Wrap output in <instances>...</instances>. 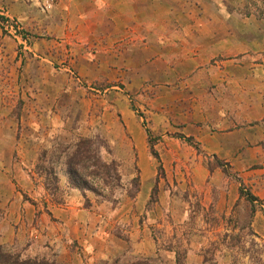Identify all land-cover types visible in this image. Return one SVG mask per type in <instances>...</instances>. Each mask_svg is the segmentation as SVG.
<instances>
[{
    "label": "rangeland",
    "instance_id": "1",
    "mask_svg": "<svg viewBox=\"0 0 264 264\" xmlns=\"http://www.w3.org/2000/svg\"><path fill=\"white\" fill-rule=\"evenodd\" d=\"M12 3L1 246L57 264H264V0ZM228 33L236 48L210 55ZM79 139L110 164L80 168L81 190L64 164Z\"/></svg>",
    "mask_w": 264,
    "mask_h": 264
},
{
    "label": "trees",
    "instance_id": "2",
    "mask_svg": "<svg viewBox=\"0 0 264 264\" xmlns=\"http://www.w3.org/2000/svg\"><path fill=\"white\" fill-rule=\"evenodd\" d=\"M91 139H79L74 145V154L67 157L64 161L68 173L66 174V179L69 184L78 189H89L87 181L82 179L78 175L80 168L86 170L89 167H93L90 173L98 176L99 171H105L104 174L108 172L110 164L103 161L98 154L94 153ZM96 169V171H95ZM100 169V170H99ZM147 260L142 259L136 264H145ZM0 264H57L54 261H47L44 259L36 258H25L18 253H13L6 250L0 244Z\"/></svg>",
    "mask_w": 264,
    "mask_h": 264
},
{
    "label": "crops",
    "instance_id": "3",
    "mask_svg": "<svg viewBox=\"0 0 264 264\" xmlns=\"http://www.w3.org/2000/svg\"><path fill=\"white\" fill-rule=\"evenodd\" d=\"M4 1H8V2H10L11 3V5L13 4L12 3V0H4ZM232 35L230 34V33H228V36H223V37H221V38H218V41L217 42H213V43H211L209 46H208V48H206V51L208 52V53H210L211 51H212V53H210V55L211 54H213V50H216V49H220V48H228L229 50H231V46H233L234 48H236V40H235V36H234V40H233V38L231 37ZM251 45H252V43H251ZM211 47V48H210ZM208 49V50H207ZM206 52V53H207ZM254 65V68H253V70L255 71V69H256V67H257V65H255V64H253ZM219 64H217L216 65V72H217V75L215 76L216 78L218 77V79L220 80V81H223L224 80V78H225V80H227L228 82H229V84L228 85H230L231 84V81L235 84L236 83V80H234V77H235V75H230V72H231V70H229L228 72H229V74H223L222 73V71H220L219 70ZM218 67V68H217ZM234 71V70H233ZM219 72V73H218ZM229 87V86H228ZM260 102H263L264 103V99L262 98L261 100H260ZM220 118H225L224 117V115H222V116H219ZM191 135H193L195 138H198V135H199V131H197V130H193V131H191V132H189ZM238 133V132H237ZM239 133H242L243 135L244 134H247V131L245 130V133H244V131H243V129H241L240 131H239ZM189 134V135H190ZM250 134V133H249ZM234 135H236V131L234 132V131H228V132H223V133H216V136H212V138H214L215 140H217L218 139V137H220V136H222V137H224V138H228V139H230L231 138V136L233 137ZM246 137V136H245ZM223 138V139H224ZM202 143H204V141H202ZM227 145H229V150H237V149H240L241 148V146H238V145H241V144H238V143H236V141H227V142H225ZM204 144H206V142L204 143ZM220 144V143H219Z\"/></svg>",
    "mask_w": 264,
    "mask_h": 264
}]
</instances>
